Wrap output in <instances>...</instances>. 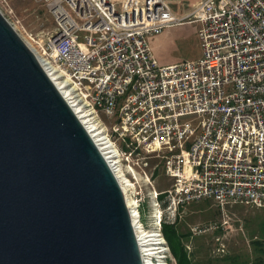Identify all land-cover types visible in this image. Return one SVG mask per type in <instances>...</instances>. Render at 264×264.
Segmentation results:
<instances>
[{
	"label": "built area",
	"instance_id": "obj_1",
	"mask_svg": "<svg viewBox=\"0 0 264 264\" xmlns=\"http://www.w3.org/2000/svg\"><path fill=\"white\" fill-rule=\"evenodd\" d=\"M10 1L0 0L5 19ZM178 1L43 0L54 28L38 44L29 36L66 103L103 131L98 149L121 190L151 188L154 229H144L163 251L148 255L136 236L143 264H171L162 224L194 203L264 209V0H200L181 17ZM183 22L197 24L200 56L161 64L149 38Z\"/></svg>",
	"mask_w": 264,
	"mask_h": 264
},
{
	"label": "water",
	"instance_id": "obj_2",
	"mask_svg": "<svg viewBox=\"0 0 264 264\" xmlns=\"http://www.w3.org/2000/svg\"><path fill=\"white\" fill-rule=\"evenodd\" d=\"M0 264H143L115 176L1 13Z\"/></svg>",
	"mask_w": 264,
	"mask_h": 264
},
{
	"label": "rangeland",
	"instance_id": "obj_3",
	"mask_svg": "<svg viewBox=\"0 0 264 264\" xmlns=\"http://www.w3.org/2000/svg\"><path fill=\"white\" fill-rule=\"evenodd\" d=\"M197 1L173 2L171 10L181 17L190 12L191 6ZM9 4L12 13L9 16L3 13L20 38L30 42L29 36L33 35L38 44L41 43L42 35L53 30V19L43 0H11ZM197 31V24L183 22L164 30L159 36L149 38L154 56L161 64L198 58L200 47ZM31 46L34 48L38 45ZM149 161L150 166L159 165L158 160ZM152 185L156 191H162L170 185L160 166ZM149 190V186L143 188L142 192L135 194L133 200L140 204L139 213L144 228L152 230L153 204L148 196ZM172 226L178 234L183 235L181 243L192 264H264V209L245 205L219 208L213 201H202L183 210L177 223ZM214 226L217 228L205 233L191 231L194 228ZM171 264H176L172 256Z\"/></svg>",
	"mask_w": 264,
	"mask_h": 264
},
{
	"label": "bare ground",
	"instance_id": "obj_4",
	"mask_svg": "<svg viewBox=\"0 0 264 264\" xmlns=\"http://www.w3.org/2000/svg\"><path fill=\"white\" fill-rule=\"evenodd\" d=\"M14 30H15V28H14ZM21 39L22 40L24 39L23 42L34 53V55L37 57L38 61L40 62L41 66L43 67L42 60L36 54V49L33 48L31 46L32 44L29 41H27L25 38L21 37ZM26 42H28V43H26ZM43 69L46 72V74L48 75V77L50 78V80L53 82V84L56 86V82L54 81L55 78L51 75V73H48V70H46V68H43ZM61 94H64V93H61ZM72 110H73V112H75L76 116L78 117V119L81 121V123L83 124V126L86 129L91 128V131H93V132H91V133L89 132V134L93 138L94 142H96L97 147L102 152L104 150V147H101V146L103 144H106V146L109 145V144H107V141H106V138L104 136L103 131H101L99 128H97L95 123H92L90 121V118L87 117L88 115H86L84 113L78 114V112H81V111L76 110V108H72ZM124 182H126V186L128 188L123 187L122 191L124 194L126 205L132 214V223L134 226L136 236H137L139 242L142 243L141 246H144V247H142L144 249V251L148 252V255H150V256L157 255L156 256L157 258H161L160 255H158V254H161V252L163 251V246H160L163 243H162L161 239L158 238V235L154 231H146V229H144V227L140 221V216H139L137 210L135 209L136 201L134 202L133 197H132V195L134 194V187L130 181L124 180ZM157 214L158 213L156 212L155 215H157ZM146 264H156V263H154L153 261H150V258H148V259H146Z\"/></svg>",
	"mask_w": 264,
	"mask_h": 264
},
{
	"label": "trees",
	"instance_id": "obj_5",
	"mask_svg": "<svg viewBox=\"0 0 264 264\" xmlns=\"http://www.w3.org/2000/svg\"><path fill=\"white\" fill-rule=\"evenodd\" d=\"M162 234L176 264H192L185 246L181 243L182 234H178L173 226L162 224Z\"/></svg>",
	"mask_w": 264,
	"mask_h": 264
},
{
	"label": "crops",
	"instance_id": "obj_6",
	"mask_svg": "<svg viewBox=\"0 0 264 264\" xmlns=\"http://www.w3.org/2000/svg\"><path fill=\"white\" fill-rule=\"evenodd\" d=\"M199 1H200V0H199ZM197 2H198V1H197ZM197 2H196V3H197ZM193 4H194V3H193ZM173 27H175V26H173ZM173 27H170V28H167V29H171V28H173ZM167 29H165V30H167ZM160 35H161V34H160ZM158 36H159V35H158ZM151 48H152V47H151Z\"/></svg>",
	"mask_w": 264,
	"mask_h": 264
}]
</instances>
